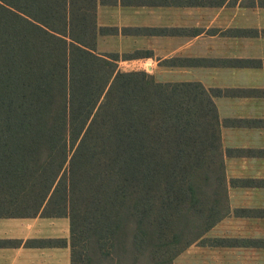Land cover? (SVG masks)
<instances>
[{
	"label": "trees",
	"instance_id": "16d2710c",
	"mask_svg": "<svg viewBox=\"0 0 264 264\" xmlns=\"http://www.w3.org/2000/svg\"><path fill=\"white\" fill-rule=\"evenodd\" d=\"M97 3L0 0V214L69 217L72 264H175L225 215L217 109L98 53Z\"/></svg>",
	"mask_w": 264,
	"mask_h": 264
},
{
	"label": "crops",
	"instance_id": "0c3cea01",
	"mask_svg": "<svg viewBox=\"0 0 264 264\" xmlns=\"http://www.w3.org/2000/svg\"><path fill=\"white\" fill-rule=\"evenodd\" d=\"M97 4L98 53L161 82L199 83L213 99L225 215L201 246L257 255L252 264H264V0ZM71 253L69 217L0 214V264H72Z\"/></svg>",
	"mask_w": 264,
	"mask_h": 264
},
{
	"label": "rangeland",
	"instance_id": "374dc122",
	"mask_svg": "<svg viewBox=\"0 0 264 264\" xmlns=\"http://www.w3.org/2000/svg\"><path fill=\"white\" fill-rule=\"evenodd\" d=\"M262 256L264 257V254ZM257 258V255L249 257L246 254L238 255L231 251L193 245L175 260V264H252ZM259 261L264 263V259Z\"/></svg>",
	"mask_w": 264,
	"mask_h": 264
}]
</instances>
